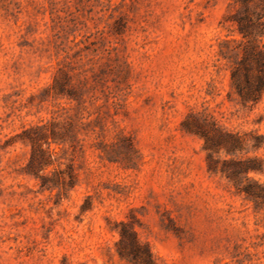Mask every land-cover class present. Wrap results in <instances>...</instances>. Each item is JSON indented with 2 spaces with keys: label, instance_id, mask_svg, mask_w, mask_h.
I'll return each mask as SVG.
<instances>
[{
  "label": "rangeland",
  "instance_id": "obj_1",
  "mask_svg": "<svg viewBox=\"0 0 264 264\" xmlns=\"http://www.w3.org/2000/svg\"><path fill=\"white\" fill-rule=\"evenodd\" d=\"M240 9L0 0V264H136L124 224L155 264H264V90L232 84Z\"/></svg>",
  "mask_w": 264,
  "mask_h": 264
},
{
  "label": "trees",
  "instance_id": "obj_2",
  "mask_svg": "<svg viewBox=\"0 0 264 264\" xmlns=\"http://www.w3.org/2000/svg\"><path fill=\"white\" fill-rule=\"evenodd\" d=\"M241 9L236 16L237 30L241 35L240 52L234 60L231 69L232 84L244 101L257 102L264 90V0L251 5V0H237ZM255 75L252 76V73ZM32 149L38 147L39 140L31 138ZM33 157L31 159V162ZM47 157H43L32 173L39 176V172L49 164ZM30 167H32L30 165ZM248 195L252 192L246 190ZM121 231L118 253L136 264H155L150 250L136 237L134 230L127 229L125 224Z\"/></svg>",
  "mask_w": 264,
  "mask_h": 264
}]
</instances>
